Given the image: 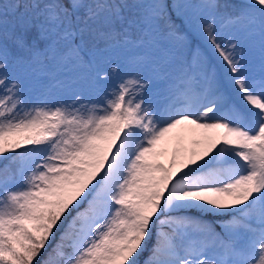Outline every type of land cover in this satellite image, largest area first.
<instances>
[{"label":"snow or ice","instance_id":"snow-or-ice-1","mask_svg":"<svg viewBox=\"0 0 264 264\" xmlns=\"http://www.w3.org/2000/svg\"><path fill=\"white\" fill-rule=\"evenodd\" d=\"M153 230L143 264H264V0H0V264Z\"/></svg>","mask_w":264,"mask_h":264},{"label":"rangeland","instance_id":"rangeland-1","mask_svg":"<svg viewBox=\"0 0 264 264\" xmlns=\"http://www.w3.org/2000/svg\"><path fill=\"white\" fill-rule=\"evenodd\" d=\"M19 71H23L22 69H20ZM106 87H108V86H106ZM77 90H83V91H85V94H86V96L89 98V99H99V97L98 96H96L95 94H92V93H89L88 92V90L86 89V86H84V85H78L77 86ZM153 233H155V230H154V232ZM156 239V238H155ZM153 245H154V243L152 242H150V241H147V250L145 251L147 254L145 255L144 253V255H143V261H145V260H147V258H148V256H149V254H150V252H151V249H152V247H153Z\"/></svg>","mask_w":264,"mask_h":264},{"label":"trees","instance_id":"trees-1","mask_svg":"<svg viewBox=\"0 0 264 264\" xmlns=\"http://www.w3.org/2000/svg\"><path fill=\"white\" fill-rule=\"evenodd\" d=\"M190 215H193V216H198V215H200L199 213H197V212H192V213H189ZM204 219H207V220H210V221H213V220H216L217 219V217H214V216H204L203 217ZM217 230H219V229H217ZM156 237V236H155ZM155 237H153V238H151L149 241L150 242H155L156 240H155ZM141 264H142V262H141Z\"/></svg>","mask_w":264,"mask_h":264}]
</instances>
